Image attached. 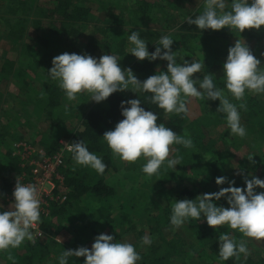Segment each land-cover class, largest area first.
<instances>
[{"label":"trees","instance_id":"obj_1","mask_svg":"<svg viewBox=\"0 0 264 264\" xmlns=\"http://www.w3.org/2000/svg\"><path fill=\"white\" fill-rule=\"evenodd\" d=\"M203 7V0H0V193L4 194L0 203L5 209L11 206L13 198L7 194L23 170L19 158L11 154L18 140L52 152L60 139H81L107 164L103 175H98L75 165L69 153L61 167L65 200L52 204L48 215H40L43 234L35 243L25 240L17 250L0 251V264H13L9 254L15 264H58L64 248H90L101 232L134 244L142 257L140 264H218L217 237L223 231L246 240L249 255L220 264H264V241L243 237L223 225L214 230L203 219H189L175 230L169 224L175 198L191 199L218 191L228 187V180L243 188L245 176L264 178V94L246 91V109L240 110L246 135L241 138L229 135L223 114L215 112L218 99L189 98L188 115L169 114L164 119L163 110L145 99L150 93L137 92L145 110L160 115L158 123L193 142L191 148L171 145L170 156H180L181 164L174 169L162 166L157 177L141 171L143 158L128 163L114 156L102 137L123 118L120 101L135 98L136 93L114 92L99 103L88 93H80L77 101L68 102L57 82L47 75L52 57L62 52L96 57L112 52L120 57L122 69L131 68L140 80L159 71L157 65L166 70L167 61H138L126 53L128 34L141 27L155 40L170 35L178 63L182 56L189 62L191 58L203 60L202 72L193 75L210 74L221 88L222 64L236 39L245 40L264 63V25L239 33L227 27L199 30L182 23ZM152 24L158 28H150ZM147 47L152 51L155 43L147 42ZM224 93L239 105L226 89ZM217 176L227 179L217 185ZM258 190L264 191L257 186ZM215 202L228 207L224 197ZM145 234L152 239L150 245L140 243ZM83 260V256L69 257L68 264H82Z\"/></svg>","mask_w":264,"mask_h":264},{"label":"clouds","instance_id":"obj_2","mask_svg":"<svg viewBox=\"0 0 264 264\" xmlns=\"http://www.w3.org/2000/svg\"><path fill=\"white\" fill-rule=\"evenodd\" d=\"M202 12L187 16L183 22L195 25L199 30H220L227 27L230 31L243 32L245 29L260 30L264 25V0H203ZM139 30H132L127 40L130 47L126 53L132 54L138 61H167L166 70L159 65L154 74L140 80L131 68L119 64L120 57L105 53L99 57L88 53L62 52L51 59L47 69L50 79L57 82L68 102L77 101L80 93H88L94 102L106 100L114 92L131 90L135 98L122 99L119 103L123 117L114 127L103 132L102 137L114 156L121 161L135 163L143 158L141 171L146 176H157L162 166L174 169L181 164L180 156H170V146L183 145L193 147L191 137L178 135L163 122H157L158 113L152 109L145 110L137 97V92L150 93L145 99L162 109L164 119L169 114L188 115L189 98L217 100L216 113H222L229 135L243 138L245 127L240 122V110L246 109L244 97L247 92L264 94V67L259 57L253 54L245 40L236 39L227 48V55L222 64L223 88L218 87L210 74L194 76L205 67L203 60H189L185 56L177 62V53L172 49L173 39L164 34L154 40V50L149 51L147 40L141 37ZM204 55V53H203ZM264 56V52L261 53ZM230 93L239 105L233 103L224 90ZM80 103L77 102L73 105ZM69 110V105H64ZM75 165L95 170L103 175L107 164L101 156L89 150L81 140L65 142ZM41 155H44L41 152ZM252 155L247 158L251 161ZM254 162V161H253ZM158 179V178H157ZM225 176H217L215 183L221 185ZM244 186H234L228 180V187H221L215 192L197 194L194 198L176 199L171 204L169 224L172 229L180 228L189 219L196 222L203 219L207 225L216 230L225 226L242 234L243 237L264 241V191H256L257 186L264 189V178L252 175L243 177ZM4 195L0 193V196ZM11 206L7 209L0 203V251L18 248L25 240L35 243V236L42 235L37 229L40 223L41 193L32 183H22L17 176L12 190ZM221 197L228 207L218 205ZM218 264L229 258L244 259L249 255L247 241L237 240L230 233L220 232L218 237ZM61 243V239L57 241ZM142 245H150L152 239L148 234L141 237ZM84 257L82 264H140L142 257L134 244L126 240H117L111 233L97 234L91 247L78 246L65 249L57 257L58 264H68L69 257ZM8 259L15 264L10 254Z\"/></svg>","mask_w":264,"mask_h":264},{"label":"built area","instance_id":"obj_3","mask_svg":"<svg viewBox=\"0 0 264 264\" xmlns=\"http://www.w3.org/2000/svg\"><path fill=\"white\" fill-rule=\"evenodd\" d=\"M65 142L69 141L60 139L59 145L52 152L36 147L25 140L16 141L12 147L11 154L19 158L20 165L23 167L18 175L20 181L25 184H34L41 193L40 215H48L52 204H59L65 200L61 167L65 157L70 153L66 149ZM41 152L44 155H41ZM14 185L15 182L11 186L10 193L7 194L8 198H13L11 194ZM37 230L43 234L39 224L37 229L33 230L34 235ZM40 236L42 235H36L35 238Z\"/></svg>","mask_w":264,"mask_h":264},{"label":"rangeland","instance_id":"obj_4","mask_svg":"<svg viewBox=\"0 0 264 264\" xmlns=\"http://www.w3.org/2000/svg\"><path fill=\"white\" fill-rule=\"evenodd\" d=\"M145 27H141V28H138L137 30H139V29H142L143 31H141L140 32V35H141V37H144V38H146V40H147V42H150L151 44L154 42V36L153 35H151V34H145V32H144V29ZM150 28H154V29H157L158 28V25L156 26V24H152L151 25V27ZM259 191V190H258ZM18 248H16V250H17ZM13 251H14V249H12Z\"/></svg>","mask_w":264,"mask_h":264}]
</instances>
